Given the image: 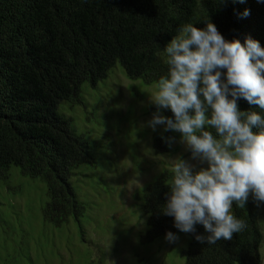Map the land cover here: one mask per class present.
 Segmentation results:
<instances>
[{
  "label": "trees",
  "instance_id": "trees-1",
  "mask_svg": "<svg viewBox=\"0 0 264 264\" xmlns=\"http://www.w3.org/2000/svg\"><path fill=\"white\" fill-rule=\"evenodd\" d=\"M189 23L201 30L213 23L225 41L244 45L250 37L264 49V0H0V264H35L52 255L43 251L44 232L70 223L83 237L90 204L79 198L74 179L81 168L94 167L95 156L59 106L79 104L82 86L103 82L117 65L128 80L154 85L168 70L166 45ZM237 105L264 118L258 105L242 98ZM162 112L174 119L170 109ZM175 138L173 131L156 133L155 152L167 150ZM27 179L45 187L39 223L44 243L34 246V255L29 228L8 201L23 194L16 192ZM170 179L163 169L134 194L144 218L140 247L180 233L174 217L163 212ZM232 212L247 227L209 245L195 239L208 233L194 225L180 253L183 264H262L264 202L249 194L244 208L233 203Z\"/></svg>",
  "mask_w": 264,
  "mask_h": 264
},
{
  "label": "clouds",
  "instance_id": "clouds-1",
  "mask_svg": "<svg viewBox=\"0 0 264 264\" xmlns=\"http://www.w3.org/2000/svg\"><path fill=\"white\" fill-rule=\"evenodd\" d=\"M164 53L168 70L152 87L158 111L149 127L179 133L192 159L207 165L194 172L186 161L170 164L164 215L174 217L182 233L202 225L208 235H197L200 243L229 241L247 227L233 215V203L244 208L249 194L264 202V118L237 105L242 98L264 109V49L250 37L244 45L225 41L213 23L204 30L189 23ZM159 109H170L174 119ZM166 239L178 237L168 233Z\"/></svg>",
  "mask_w": 264,
  "mask_h": 264
},
{
  "label": "rangeland",
  "instance_id": "rangeland-1",
  "mask_svg": "<svg viewBox=\"0 0 264 264\" xmlns=\"http://www.w3.org/2000/svg\"><path fill=\"white\" fill-rule=\"evenodd\" d=\"M152 87L128 80L117 65L103 82L94 87L82 86L79 104L59 106V113L72 120L75 132L84 136L95 156L94 167L81 168L74 179L79 198L90 204L88 223L83 225L81 240L71 223L61 231L44 232L48 241L43 251L53 252L35 264H183L180 253L187 246L188 233H178L174 242L163 238L140 247L138 233L144 218L134 194L163 169L169 170L176 160L188 162L194 172L207 165L192 159L177 132L167 150L155 152L153 137L161 135L164 127H149L158 111L150 101ZM159 112L163 115L162 109ZM5 192L2 188L1 194ZM20 193L23 194L8 201L14 206V214L29 228L28 246L34 255V246L44 243L39 223L45 187L27 179L25 187L16 192ZM0 199L4 198L0 195ZM261 233L259 254L264 264V232Z\"/></svg>",
  "mask_w": 264,
  "mask_h": 264
}]
</instances>
